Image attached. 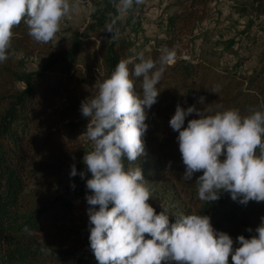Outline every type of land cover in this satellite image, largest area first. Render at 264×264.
Instances as JSON below:
<instances>
[{
  "label": "trees",
  "instance_id": "trees-1",
  "mask_svg": "<svg viewBox=\"0 0 264 264\" xmlns=\"http://www.w3.org/2000/svg\"><path fill=\"white\" fill-rule=\"evenodd\" d=\"M208 1L187 0L182 12L162 14L158 25L165 21L164 31L168 37L158 40L157 46L143 50L141 46L133 49L129 39V29L136 33L141 29L138 5L134 2L130 10L135 22L128 18L122 23L111 0H103L94 5L96 11L83 31L74 30L68 38H60L57 45H48L46 59L38 71L15 72L11 64L1 67L0 245L6 246L5 264H97L89 247L88 218L76 216L80 207L86 206V199L76 206L64 194L48 193L49 186L36 183L39 171L47 168H33L30 160L58 149L53 137L61 131L74 133V139L85 133L88 120L81 115L80 105L83 100L90 99L91 94L97 93L96 82L110 76L122 60L128 61L131 70L133 64L139 62L138 53L158 60L164 47L173 50V43L183 29H201L202 13L206 11ZM240 10L247 11L248 15L246 26L239 33L248 37L255 21L264 17V0H246ZM114 17L116 24L110 34L105 31V26ZM262 23L257 25L262 27ZM12 31L10 48H26L32 43L23 22ZM258 40L251 37L252 44ZM234 44V38H229L225 47ZM205 68L202 59L185 60L175 55L174 63L166 67L157 85L161 95L157 97L156 105L165 107L172 115L177 105L184 109L194 106L205 115L235 109L243 116L252 109L264 110V77L260 78L264 75V57L259 70H254L246 85L245 81L228 72L217 87L204 88L199 84ZM133 79L136 92L142 93V77ZM15 82H23L24 87L17 88ZM254 82L256 85L251 89ZM201 97L203 103L199 102ZM192 118H197L195 112L185 117V127ZM143 141L144 154L135 163L125 161V167L141 168L144 183L152 195L148 203L157 213L168 212L170 223L181 214L207 215L214 229L232 237L234 247L238 246V235L250 238L256 234L255 228L264 217V202L249 201L243 205L223 191L215 202L201 201L196 179L202 172H195L191 179L184 180L182 160L169 162L156 153L147 136L144 135ZM73 211L74 252L69 245L72 243L67 242L66 234H63L66 221L73 219ZM25 226L31 230V235L23 230ZM249 228L251 232L247 230Z\"/></svg>",
  "mask_w": 264,
  "mask_h": 264
},
{
  "label": "clouds",
  "instance_id": "clouds-1",
  "mask_svg": "<svg viewBox=\"0 0 264 264\" xmlns=\"http://www.w3.org/2000/svg\"><path fill=\"white\" fill-rule=\"evenodd\" d=\"M134 2L143 0H111L120 13ZM78 5L79 0H0V63L8 59L12 30L21 22L35 42L48 43ZM115 24L114 17L105 31L113 33ZM137 58L131 70L128 61H120L110 76L96 82L97 93L80 105L88 120L85 134L93 145L82 160L91 173L86 180L91 192L86 196L88 240L97 264H229V257L232 264H264V217L256 234L238 235L234 247L232 237L214 229L207 215L181 214L170 223L168 212L157 213L148 203L152 195L141 168L125 167V161L135 163L144 154L146 109L157 102V85L174 63L175 51L162 49L158 60L143 53ZM133 77H142L140 94ZM194 112L197 118L185 127V117ZM169 125L178 133L184 180L202 172L196 179L201 201L215 202L223 191L243 205L264 202V110L252 109L243 116L235 109L205 115L194 106L177 105ZM76 175L73 165L70 176ZM79 175L83 178L84 172ZM23 230L32 234L27 226Z\"/></svg>",
  "mask_w": 264,
  "mask_h": 264
},
{
  "label": "rangeland",
  "instance_id": "rangeland-1",
  "mask_svg": "<svg viewBox=\"0 0 264 264\" xmlns=\"http://www.w3.org/2000/svg\"><path fill=\"white\" fill-rule=\"evenodd\" d=\"M84 1L88 2L87 6L82 5ZM102 1L79 0L78 7L61 21L60 30L52 41L43 45L33 40L26 48L12 46L8 49V59L0 63V69L5 64H11L15 72L38 71L46 59L48 45H57L60 38H68L74 30L83 31L92 20L94 12H91V8ZM245 1L209 0L206 11L202 13L204 19L201 29L194 31L183 29L179 39L174 41L172 48L176 56L185 60L202 59L206 63L200 86L206 88L215 85L217 87L220 82L224 81L223 76H226L228 72H232L238 80L245 81L244 85H246L249 82V76L254 74V70H259L261 59L264 57V17L255 21L248 37L241 35L239 32L246 26L248 15L247 11L240 10ZM186 5L187 0H143L141 4H138L137 14L141 29L137 33L133 29H129V39L133 43V49L141 46L143 50H149L158 45V40L167 38L169 34L164 31L165 21L158 25L159 17L166 13H180ZM163 8H165V13ZM130 10L124 13L118 12V18L122 23H125L128 18L131 22H135L136 18L131 17ZM232 22L234 25H231ZM261 22H263L262 27H259L257 23ZM252 36L259 39L256 44L251 43ZM229 38H234L235 44L226 48L225 42ZM263 77L264 75L260 76L261 80ZM255 82L251 89L255 87ZM15 86L21 89L24 87V83L15 82ZM160 93L158 96L161 95ZM94 95L95 93L91 94L90 98ZM156 104L152 105L151 109H146L148 128L145 136L156 153L162 155L165 160L169 162L181 161L176 139L178 133L170 127V118L167 115L170 116L172 113L165 107ZM53 138L59 145L58 149L30 160L33 168H42L43 166L47 168L45 171H39L36 183L46 184L50 187L48 193L51 195L64 194L72 199L76 206H80L81 200L86 199L87 195H91V192L86 188V180L90 178L91 173L87 171L82 157L92 150V142L85 133L74 139V133L61 131ZM73 165L77 170L76 176H70ZM42 172L45 173L41 175ZM80 172H84L83 178L79 175ZM88 207V204L85 207H80L76 216L88 218ZM66 222L63 234L64 236L66 234L67 242L72 243L69 245L74 252V211L73 219ZM70 232L71 234H69ZM5 248V245H0V264L6 262ZM75 252L78 253L79 250L75 249ZM229 264H232L231 257H229Z\"/></svg>",
  "mask_w": 264,
  "mask_h": 264
},
{
  "label": "built area",
  "instance_id": "built-area-1",
  "mask_svg": "<svg viewBox=\"0 0 264 264\" xmlns=\"http://www.w3.org/2000/svg\"><path fill=\"white\" fill-rule=\"evenodd\" d=\"M82 5L83 6H87L88 5V2L87 1H84ZM185 58H187V57H185Z\"/></svg>",
  "mask_w": 264,
  "mask_h": 264
}]
</instances>
